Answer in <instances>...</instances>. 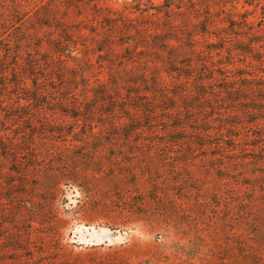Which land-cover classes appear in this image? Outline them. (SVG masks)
I'll return each instance as SVG.
<instances>
[{"label":"rangeland","instance_id":"rangeland-1","mask_svg":"<svg viewBox=\"0 0 264 264\" xmlns=\"http://www.w3.org/2000/svg\"><path fill=\"white\" fill-rule=\"evenodd\" d=\"M66 1L71 15L89 13L91 5L122 10L133 2ZM46 3L54 2L0 0L1 37L26 39L31 48L41 46V53L52 51L50 42L59 32L42 27L32 30L42 21L38 17ZM262 5L264 0L245 6L254 23L241 33L259 42L261 53L255 50L253 55L264 59ZM15 11L26 19H37L14 24L10 16ZM78 41V74L83 72L94 85L106 80L111 67L118 64L114 57L124 47L113 43L111 50L100 53L109 46L93 42L87 51ZM5 44L2 40L0 48ZM222 47L225 50L216 59V68L220 62H234L248 65V73L264 69V62L236 50L246 46L233 35ZM108 109L102 106L93 124L65 117L63 124L55 126L36 124L40 113H33L34 119L28 121L11 120L8 112L0 111V134L10 135L4 136L7 141L0 140V146L5 143L18 149V143L24 142L21 148L27 149L18 155L0 150V168L5 171L0 173V198L9 197L0 203V225L5 232L18 235L34 263L264 264L263 119L241 130L242 142L230 152L213 146L219 137L200 141L180 133L137 134L129 139L114 136L100 116ZM161 128L169 131L168 125ZM182 137L186 139L178 140ZM254 145L260 146L255 149ZM12 171L30 175L25 186L10 187L8 183L22 181ZM43 177L54 179L59 192L41 191Z\"/></svg>","mask_w":264,"mask_h":264},{"label":"trees","instance_id":"trees-1","mask_svg":"<svg viewBox=\"0 0 264 264\" xmlns=\"http://www.w3.org/2000/svg\"><path fill=\"white\" fill-rule=\"evenodd\" d=\"M49 1L54 3L44 5L38 17L42 21L32 30L42 27L59 32L50 42L52 51L41 53V46L31 48L26 39L0 35V42H6L0 48V111L8 112L9 119L32 121L33 113H40L41 121L36 124L55 126L63 124L65 117L93 124V117L105 106L109 109L102 110L100 116L107 120L104 125L114 136L129 139L137 134L180 133L200 141L219 137L213 146L230 152L242 142L241 130L264 121V69L248 73V65H214L225 50L222 44L225 46L231 35L246 46L236 49L238 52L252 54L260 64L264 62L263 57L253 55L255 50L261 53L259 42L241 33L247 30L246 25L254 23L247 17L245 6L262 0H132L122 10L91 5L89 13L74 15L67 5L70 2ZM22 15L15 11L10 16L12 22L25 23L29 16L26 19ZM34 19L30 17L27 22ZM77 41L87 51L93 42L109 46L100 53L111 50L113 43L124 47L120 56L114 57L119 59L118 64L111 67L106 80L94 85L83 72L78 74ZM21 46L27 49H19ZM85 58L89 62V57ZM254 114L257 117L250 119ZM164 124L169 126L168 132L162 130ZM4 132L0 140L9 135ZM18 145L15 149L4 143L0 150L16 155L26 152L21 148L24 142ZM33 159L41 160L38 156ZM12 174L21 175L22 181H12L10 187L25 186L30 176L21 171ZM53 183L54 179L46 178L41 191L58 193ZM8 198L1 197L0 203ZM4 228L0 225V264H36L18 235Z\"/></svg>","mask_w":264,"mask_h":264}]
</instances>
